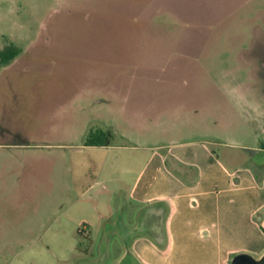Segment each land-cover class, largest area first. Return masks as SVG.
<instances>
[{
    "label": "rangeland",
    "instance_id": "rangeland-1",
    "mask_svg": "<svg viewBox=\"0 0 264 264\" xmlns=\"http://www.w3.org/2000/svg\"><path fill=\"white\" fill-rule=\"evenodd\" d=\"M9 42L22 54L0 72V115L18 125L0 123V184L11 189L0 264H117L136 250L122 224L149 203L179 206L187 237L162 250L187 249L173 255L181 264H230L264 241L258 215L245 224L231 201L203 203L195 191L206 180L264 188V0H0V49ZM100 128L114 149L84 148ZM64 152L74 198L85 174L105 185L57 228L52 208L20 194L15 170L23 156V185L36 192L52 179L51 154Z\"/></svg>",
    "mask_w": 264,
    "mask_h": 264
},
{
    "label": "crops",
    "instance_id": "crops-1",
    "mask_svg": "<svg viewBox=\"0 0 264 264\" xmlns=\"http://www.w3.org/2000/svg\"><path fill=\"white\" fill-rule=\"evenodd\" d=\"M20 63V59H17L12 65H10L7 68L2 69V71H11L15 67L18 66ZM0 107H1V101H0ZM15 107V106H13ZM221 108L219 109H227L228 111H234L232 110V104L229 102L227 103H220ZM5 113V112H4ZM9 113H7L8 116ZM18 115V114H17ZM0 123H4L6 125H12V126H18L17 123H13L10 120H6V118L0 115ZM101 129V128H100ZM108 129V128H107ZM103 130V129H101ZM105 132H109L112 135L111 130H103ZM90 132V131H89ZM87 133V136L89 134ZM2 135H0L1 137ZM21 144V143H20ZM86 144V143H85ZM93 149L101 148V149H114V146L111 144L109 146H87ZM258 154L262 155L264 157V153L258 152ZM52 164L47 161L46 165L49 167L52 165L51 172L52 179L49 181V183L45 182L43 183L40 188L36 189V192H33L32 189H30L28 186L23 185V156L20 158V165L16 167V176H18L17 180V187L21 189L20 194L23 196V192H28V196H31L33 199H36V203H38L39 207L45 208H52L51 212L56 215L57 222H62L57 228H59L63 223L69 222L68 220L62 221L63 215L67 209H70V207H74L76 204L77 198H85L89 197V199H92L94 197H99L100 193L104 190V183L95 175L90 176V174H85L81 177L80 182V188H79V197L74 198V195L76 194L73 185L71 184L73 177L75 175V163L73 158L69 155L68 152L64 153H52ZM42 159L45 157L42 156ZM50 158V157H47ZM94 163V168L98 170V162L95 160V158L91 159ZM117 161V159L115 160ZM114 162V161H113ZM109 163L112 167L115 166L114 163ZM152 163L150 161L149 165ZM213 164V163H211ZM260 166L261 163H258ZM41 167L43 166L42 162L40 163ZM210 169V168H209ZM8 170V169H7ZM10 171L13 169H9ZM64 172L67 174V178L63 184H60V173ZM89 177L92 179V181L89 179ZM90 180L86 182V180ZM138 185L134 186V189ZM152 187V186H151ZM10 187L5 184V181H3L0 184V215L10 207V198L7 195H11ZM59 190H62L60 192ZM196 193L200 197V200H202L203 203H216V205L220 204V200L223 202H232L234 208V212L237 214L238 218L242 219L243 223L250 224L254 217L258 215L260 217L259 222L256 223L257 230H255L256 237L259 238L258 240L263 239L264 240V188H256L255 186L248 185V184H239L237 186L235 185H218L217 183H209L208 180L201 183V185H198L195 188ZM34 194H31V193ZM62 193V194H61ZM148 195V194H147ZM132 194L129 195L127 203L131 204ZM63 202H60L58 205L56 203L59 201L58 199H62ZM48 200H51L52 203H50ZM29 201V199H28ZM52 205V207H51ZM56 205V206H55ZM179 206L174 205L171 206L169 209L165 205L155 204L152 203L149 205H146V208L144 211L139 213L135 210V213H137V216L135 218H129V225L122 224L121 233L122 238H124L126 241L130 240L133 236L136 237V241L134 243V247L137 250L132 251H125L121 254L120 258L117 261V264H181V259L173 258V255L176 253H182V252H188L187 249L181 250L180 252H177L174 250L168 249V251H163L162 249L167 247V241L166 239H183L186 238L187 231L185 227L182 225V217L181 211L179 213V216L177 215V208ZM217 208H220L217 206ZM95 210L97 212V215L99 216V220L103 221L106 218V215L102 212V209H100L99 201L95 204ZM170 212V218L169 221H166V214H169ZM166 216V217H165ZM135 219V220H134ZM81 220H84L82 218ZM236 220V219H235ZM67 221V222H66ZM73 221V220H70ZM135 221V222H134ZM122 223V221H121ZM253 223V222H252ZM255 223V222H254ZM10 224L9 219L5 217H0V239L6 237V231L10 229L8 226ZM28 218L25 216L23 217V224L19 228L23 227V232L28 229ZM39 232L45 233L48 231L49 227L39 226ZM103 227H97L94 226V228L90 229V235H95V230L97 229L99 232ZM80 230V229H79ZM78 230V231H79ZM252 249L253 254H250L247 251H243L241 253H238L236 256L244 255L248 258H253L256 260H259L264 255V241H260V243H257V245ZM219 250L216 249V251L211 250L212 254H218ZM164 253V255H163ZM198 253V252H196ZM142 256V259L139 255ZM235 254V253H234ZM176 255V254H175ZM180 256V255H179ZM232 257L230 260V264H232L233 259L236 257ZM175 257V256H174Z\"/></svg>",
    "mask_w": 264,
    "mask_h": 264
},
{
    "label": "trees",
    "instance_id": "trees-1",
    "mask_svg": "<svg viewBox=\"0 0 264 264\" xmlns=\"http://www.w3.org/2000/svg\"><path fill=\"white\" fill-rule=\"evenodd\" d=\"M21 49L13 42H9L0 49V72L2 69L12 65L21 56ZM111 134L101 129L89 132L86 140L87 146H109Z\"/></svg>",
    "mask_w": 264,
    "mask_h": 264
},
{
    "label": "water",
    "instance_id": "water-1",
    "mask_svg": "<svg viewBox=\"0 0 264 264\" xmlns=\"http://www.w3.org/2000/svg\"><path fill=\"white\" fill-rule=\"evenodd\" d=\"M232 264H264V255L259 260L239 255L233 259Z\"/></svg>",
    "mask_w": 264,
    "mask_h": 264
},
{
    "label": "built area",
    "instance_id": "built-area-1",
    "mask_svg": "<svg viewBox=\"0 0 264 264\" xmlns=\"http://www.w3.org/2000/svg\"><path fill=\"white\" fill-rule=\"evenodd\" d=\"M85 230V229H84ZM84 230L83 231H80V233H83L84 232Z\"/></svg>",
    "mask_w": 264,
    "mask_h": 264
}]
</instances>
